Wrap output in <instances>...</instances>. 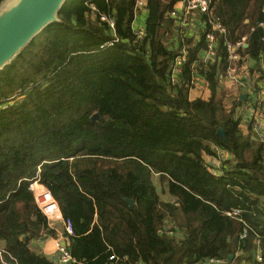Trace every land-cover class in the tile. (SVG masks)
Returning a JSON list of instances; mask_svg holds the SVG:
<instances>
[{"label":"trees","instance_id":"16d2710c","mask_svg":"<svg viewBox=\"0 0 264 264\" xmlns=\"http://www.w3.org/2000/svg\"><path fill=\"white\" fill-rule=\"evenodd\" d=\"M135 1L65 0L0 68V264H53L32 245L55 237L35 182L71 225L73 264H264V146L235 117L241 100L226 99L222 67L200 71L210 95L190 99L201 44L169 83L173 56L191 43L174 41L176 0H147L140 41ZM212 1L232 41L264 20V0ZM261 37L257 28L248 37L253 60ZM218 152L227 158L213 175ZM234 209L242 221L226 216ZM174 228L179 237L158 233Z\"/></svg>","mask_w":264,"mask_h":264},{"label":"built area","instance_id":"2783aa9c","mask_svg":"<svg viewBox=\"0 0 264 264\" xmlns=\"http://www.w3.org/2000/svg\"><path fill=\"white\" fill-rule=\"evenodd\" d=\"M146 3L147 0L135 1L133 9L134 20L131 26L136 41H140L145 37L144 25H137L135 21L140 15H145L146 17ZM91 8L94 9L93 7ZM261 12L264 15V5ZM169 16L176 23V30L173 33L174 41L184 42V40H190L191 42L187 46H181L177 54L173 56V60L169 65V83H178L180 71L191 55L189 49L201 44L199 48H195L190 63V99H207L210 95L208 86L200 75V71L214 63L220 66L218 68L222 67L224 70L221 73L218 72V74L226 99H230L231 102L232 99L241 100L240 104L235 107V117L239 119L241 126L249 129L254 140L259 141L264 146V78L261 77V73L264 72V54L258 55L257 60H253L246 53L248 37L255 32L256 28L261 30V40L264 42V20L257 23L256 27H251L248 35L232 41L228 37L226 28L213 14L212 0H176ZM100 20L106 22L109 28L114 31V22L111 19L101 16ZM108 45H112V43ZM243 96L244 99H241ZM225 158H227V155L224 152H218V160L211 159L208 161L209 170L213 175H217V167L220 165L219 161ZM39 202L40 200L37 198V204ZM42 212L45 216L62 220L60 214L54 210L43 209ZM225 214L227 217L242 221L240 219V210H230ZM63 226L66 233L72 235L70 223L68 221L63 222ZM158 233L179 237L176 228L163 229ZM246 236L247 233L244 230L239 239L243 240ZM55 257L57 264L74 263L68 251V239L64 236L61 242L56 245ZM113 259L114 256L109 257V260ZM255 261H262L259 249L256 250ZM201 264H224V261L209 258Z\"/></svg>","mask_w":264,"mask_h":264},{"label":"water","instance_id":"95a60500","mask_svg":"<svg viewBox=\"0 0 264 264\" xmlns=\"http://www.w3.org/2000/svg\"><path fill=\"white\" fill-rule=\"evenodd\" d=\"M65 0H16L0 9V68L8 63L46 25L57 21V13ZM244 99V96L241 98ZM97 114L92 120H97ZM217 135L224 139V131ZM46 198H51L47 193ZM132 206L133 201L125 199ZM237 243V239L235 240ZM4 241L0 248L4 249ZM231 258V256H230Z\"/></svg>","mask_w":264,"mask_h":264},{"label":"crops","instance_id":"0c3cea01","mask_svg":"<svg viewBox=\"0 0 264 264\" xmlns=\"http://www.w3.org/2000/svg\"><path fill=\"white\" fill-rule=\"evenodd\" d=\"M145 15H140L138 19L135 21L137 25H144ZM157 178V177H155ZM158 179V178H157ZM155 186L158 187L157 181L154 180ZM31 189L34 192L36 201L37 198L40 200L38 203L39 208L43 211V209L54 210L56 213L60 214L57 203L52 199H47L48 191L38 183H34L31 186ZM164 198L167 200L169 196L167 194L164 195ZM61 216V214H60ZM49 220V228L52 229L55 233V237L46 238L45 240H34L32 242L33 248L39 249L42 253L51 261L53 264H57L55 253H56V245L58 242H61L63 238V222L61 219L46 216Z\"/></svg>","mask_w":264,"mask_h":264},{"label":"rangeland","instance_id":"374dc122","mask_svg":"<svg viewBox=\"0 0 264 264\" xmlns=\"http://www.w3.org/2000/svg\"><path fill=\"white\" fill-rule=\"evenodd\" d=\"M15 1H16V0H2L1 4H3L4 6H7V5L12 4V3L15 2ZM222 90H223V89H222ZM154 180L157 181L158 188L160 189V184H159L158 179L155 178ZM162 198L165 199L164 196H162Z\"/></svg>","mask_w":264,"mask_h":264}]
</instances>
